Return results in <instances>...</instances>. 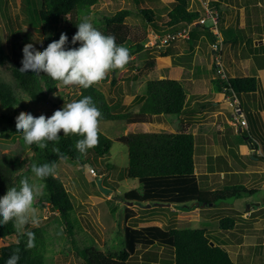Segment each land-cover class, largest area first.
Here are the masks:
<instances>
[{
	"label": "rangeland",
	"instance_id": "obj_1",
	"mask_svg": "<svg viewBox=\"0 0 264 264\" xmlns=\"http://www.w3.org/2000/svg\"><path fill=\"white\" fill-rule=\"evenodd\" d=\"M28 1L0 0V86H3L0 97L7 95L9 89L15 90L17 97L27 104L28 113L34 117L43 114L47 118L55 110L61 109L64 103L75 100L80 93V87H67L59 83L52 92L44 91L42 96L36 99L31 98L30 95L21 91L20 82L17 80L16 74L22 73L19 70L22 67L19 58L23 59L22 48L25 44L31 43L35 48L41 47L46 38L54 35L56 29L58 30L68 23L70 15L62 17L56 27H43L44 22L38 24L33 22L32 11L27 7ZM33 1L36 2L38 8L42 7L39 5L40 0ZM202 3L203 0H189L192 8L201 9ZM173 4L174 0H98L87 13L80 14L103 33L105 30L104 16H110L120 9H130L132 13L125 18L130 36L144 41L146 48L130 54L129 62L124 69L110 71L103 81L95 84L107 97L112 112L118 116L123 115L115 119L100 120L98 144L102 145L101 142H106L107 139L113 140L108 152L94 154L97 159L92 165L86 164L80 167L69 160H59L56 164L55 176L65 185L73 205V210L67 217L70 226L62 216L59 217L58 210L53 209L49 203L44 202V206H42L39 203L40 196L34 201L40 223L38 226L29 224L25 230L33 228L42 230L45 237V264H86L83 256L85 248L97 249L112 258L119 257L121 251L125 250L128 252V264H167L173 257V251L169 245L157 242L148 245L143 242L144 239L136 243V246L131 250L128 246L127 228L143 230L150 224H157L166 230L184 227L203 228V226L207 228V223H209L217 230L219 229L218 218L234 213L230 207L236 203L235 197L218 201L221 206H225L221 210L207 205L205 208L202 206L203 204L196 207L193 203L194 200L190 197L183 201L170 200L169 202L148 197L149 194L166 192L164 189L166 186L163 185L164 183H161L162 185L154 183L153 186L150 183L147 186L143 179L130 177L129 148L123 142L116 140L128 133L144 130L193 132L196 135L194 156L196 172L193 180H198V187L206 186L210 182H217L215 178L219 176L216 174L209 176L204 173L206 154L218 153L221 150L220 145L225 148L226 143L231 147L235 146L236 149L241 148L239 141L244 143L242 135L236 131L240 125L238 117L234 115L240 101L233 96L224 95L222 92L215 93L214 86L219 73L212 55L211 44L213 42L211 43V40L213 36L210 34L199 35L196 39L201 41L197 43L193 39L185 40L183 37H179L173 38L167 44H157V41L161 39L158 33L160 34V30H164L163 24H165L167 13ZM261 5V10L264 13V0ZM138 7L151 8L154 11V20L160 26L159 29L154 28L150 22L144 21ZM219 7L221 16L218 30L222 32L223 36V40L220 42L222 51L220 59L223 74L225 78H229L232 76L228 67L227 55L238 58V53H246L247 47H257V50L264 51V43H256V41H262V38L252 33V30L259 32L262 25L256 21V25L259 27L252 29L249 16L243 22H239L237 26L235 14L228 11L224 3H221ZM258 9L256 1H253L247 6L245 12L248 13L247 15H250L251 12L259 15ZM227 21H231V23L227 24ZM206 25L210 27L213 25L212 21L207 19ZM13 32L18 35L16 43L12 42ZM177 52L179 54H176ZM260 58L264 59V55H261ZM113 76L115 81L110 84ZM160 77L178 78L184 84L187 93L198 94L201 100L207 99L213 103L194 114L192 118L170 114L155 116L153 121L130 122L132 121L131 118L129 120V115L132 113L130 111L135 110L137 104L140 105L138 97L144 93L142 91L145 84L148 80ZM242 96L248 101L249 95L242 93ZM28 99L30 100L24 101ZM20 100L9 108H4L0 102V115L18 116L21 111H24ZM241 103L244 118L251 121L249 102L242 101ZM133 114L135 113L131 115ZM257 118L259 119V115H256ZM223 122H225V130H222ZM2 126L0 124V159L3 160L6 156L17 157L24 161L21 170L27 169L33 155L32 146L29 147L24 143L21 133L12 132L5 135L9 130L2 129ZM243 135L249 136L252 133H248V129H246V134ZM224 163L226 164V158L223 157L222 164ZM230 163L233 166L235 162L231 159ZM92 166L97 170L98 175L93 174L90 169ZM221 176L225 177L226 173L224 172L217 178L219 182L224 183ZM231 176L238 180L228 182L225 186L234 185L230 183L244 184L239 175ZM97 178L102 180L104 187L110 189L108 193H104L98 187ZM32 180H35L33 176ZM36 182L41 183L40 181ZM217 184L219 183L217 182ZM170 192L172 191L166 193ZM263 193V189L250 195L242 191L239 198L248 199L244 205V208H247L250 201L260 199ZM137 197L140 198L137 199ZM137 200L143 203L136 202ZM241 201L243 200L241 199ZM241 201L239 202L242 203ZM263 201L264 198H262ZM207 216L212 217L205 219ZM69 232L72 234L70 237L74 238L70 242L68 241ZM140 233L144 232L140 231ZM16 235L14 233L10 236L0 237V246L16 242ZM209 237L213 242L218 239V235L213 232H209ZM153 253L155 256L158 253V258H155ZM147 257H152V259L146 260Z\"/></svg>",
	"mask_w": 264,
	"mask_h": 264
},
{
	"label": "trees",
	"instance_id": "obj_2",
	"mask_svg": "<svg viewBox=\"0 0 264 264\" xmlns=\"http://www.w3.org/2000/svg\"><path fill=\"white\" fill-rule=\"evenodd\" d=\"M97 1L40 0L39 5L42 7L39 6L38 8L35 1L29 0L27 7L32 11L33 22L35 24L44 22L43 27H56L62 17L67 14L70 15L68 23L65 26L60 27L58 30L56 29L53 36L46 38L45 43L35 49L42 51L49 43L58 40L62 32L68 37L66 48L79 47V42L76 44L71 43V38L77 31L76 24H79L84 19L80 14L87 13ZM221 3L220 0H208V6L218 11L219 18L221 16L219 7ZM138 11L142 14L144 21L150 22L154 28L159 29L160 26L155 23L154 11L151 8L138 7ZM131 13L130 9H120L110 16H104L105 30L103 33L105 35H114L116 43L126 47L129 50V54L132 55L135 52L144 50L146 46L144 41L130 36L129 26L125 22V18ZM204 14L205 7L203 5L201 9L192 8L190 7L189 0H174L172 8L167 13V20L163 24L164 30H160V34L158 33V35L160 37L169 35L172 37L169 39L172 40L175 38L177 31L197 21ZM204 34L213 36L211 43L216 41L215 33L206 25V22L192 26L189 37L183 39L192 40L195 36L198 37ZM17 38L18 35L13 32L12 42L16 43ZM163 54L165 53L163 52ZM19 59L22 61L21 58ZM15 60H18V58H15ZM114 71L116 70L112 72ZM16 75L21 85V91L35 99L42 96L44 91L52 92L59 84L58 81L52 80L43 73L38 75L31 72H22ZM218 75L214 86L215 91L237 98L240 101L239 106L241 110H243L241 102L244 101L242 93L251 95L254 98L256 97L255 92L258 89V81L255 76L223 78L220 74ZM114 81L113 76L110 84L114 83ZM2 87L0 86V92ZM8 92L7 95L0 97L1 105L4 108H9L20 100L17 97V91L9 89ZM142 92L144 93L138 99L142 101V104L135 110V114L131 118L132 121H148V119H153V116L159 115L176 114L182 116L196 114L207 105L213 103L211 100H201L198 94H191L189 98H186L187 90L184 84L178 78L173 77H160L148 80ZM83 96L92 97L95 106L102 113L100 120H110L123 116L122 114L118 116V114L112 112L107 97L95 85L87 89L80 87V93L75 100H79ZM20 103L22 109L27 112V104H24L22 101ZM0 124L3 125L2 129L9 130L5 135L16 132L15 117L2 114L0 115ZM246 129H241L240 134H246ZM80 138L82 137H78L75 134L65 136L61 132L59 140L57 142H48L45 149H39L36 145H32L33 155L30 158V165L25 170H21L24 161L19 160L17 157L6 156L3 160L0 159V196H3L10 187H18L19 180L22 177L27 176L32 180L30 166L33 163L38 165L44 163L57 164L59 160H69L80 167L86 164L92 165L97 159L95 155L108 152L113 142L111 139H107L106 142L102 141V145L97 144V146L81 155L74 148L76 140ZM246 139H251L250 135ZM116 140L123 142L129 148L130 177L143 179L147 186L150 183H152V186L154 183L156 185L164 183L163 185L166 186L164 187L165 191H172L170 193L162 191L153 195L149 194L148 197H155L163 202H169L170 200L183 201L187 197H190L194 200V205L199 207L201 204H209L211 202L214 205L220 200L230 197H240L242 191L248 194L255 191L241 184L231 186L219 185L214 189L204 188L203 186V188L198 187V181L193 180L195 172V135L191 132L140 131L128 133L118 137ZM54 149H59L62 159L56 154ZM90 168H93L95 171L94 175H98L97 170L93 166ZM40 182L43 184V194L39 197V203L42 206H44V202L49 203L53 209L58 210L60 213L59 217L62 216L63 220L69 225L67 217L71 214L73 205L65 185H63L57 176H49ZM136 202L143 203L139 200ZM234 222V217L226 215L219 219V227L225 231L231 228ZM25 231H31L35 234V247L31 249L25 247L27 237L19 236L12 222L0 225V237L10 236L15 233L17 234V241H20L19 243L16 241L0 246V264H5L8 257L17 248L20 255L18 264H45V237L42 230L40 228H33ZM140 231L144 233L142 234ZM127 234L129 235L128 246L131 250L136 246V243L144 239L145 241L143 242L148 245L155 242L169 245L172 248L173 257L170 258L167 264H234L225 248L216 243L213 245L209 244V233L207 234L204 228L184 227L165 230L157 224H150L145 226L143 230L128 227ZM70 235L72 234L69 232V242L74 240ZM83 252L85 253L83 256L86 264H128V252L125 250L121 251L117 258L108 257L103 252L94 248H85ZM153 255L155 256V253ZM150 259L152 257L146 258V260Z\"/></svg>",
	"mask_w": 264,
	"mask_h": 264
},
{
	"label": "clouds",
	"instance_id": "obj_3",
	"mask_svg": "<svg viewBox=\"0 0 264 264\" xmlns=\"http://www.w3.org/2000/svg\"><path fill=\"white\" fill-rule=\"evenodd\" d=\"M76 26L77 31L71 43L79 42V47L66 48L68 37L63 32L58 40L49 43L42 51L27 43L22 48V67L19 70L38 75L43 73L63 86L87 89L103 81L110 71L125 68L129 62V50L118 45L114 35H105L87 18ZM101 118L102 113L92 97L83 96L79 100L64 103L61 109L55 110L47 118L43 114L34 117L31 113L21 111L15 117V128L16 132L22 134L27 146L36 145L39 149H45L48 142H57L61 132L65 136L75 134L82 138L76 140L74 148L83 155L98 144ZM54 151L60 156L59 149ZM30 171L34 181L30 177H22L18 187H10L0 196V225L12 222L18 235L27 237V249L35 247V234L25 231V227L29 224L38 226L40 223L34 201L43 194V185L36 181L54 177L56 164L33 163ZM19 259L17 248L5 264H18Z\"/></svg>",
	"mask_w": 264,
	"mask_h": 264
},
{
	"label": "crops",
	"instance_id": "obj_4",
	"mask_svg": "<svg viewBox=\"0 0 264 264\" xmlns=\"http://www.w3.org/2000/svg\"><path fill=\"white\" fill-rule=\"evenodd\" d=\"M220 1L227 6L228 11H231L233 14H235V16L237 17V26L239 22H243L245 18L250 16L251 17L250 23L252 25V29L253 28L256 29L257 27H259L258 25H256L257 24L256 21H258V24L262 25V28L259 30V32L256 30L255 31L252 30V33L255 34V36H259L262 38V41H256L257 44L264 43V13L261 10L262 0H220ZM253 1H256L258 5L259 15L257 14L255 15L252 12H251L252 15L251 14L247 15L248 13L245 12L247 6H249L250 3ZM228 23L230 24L231 21H227V24ZM196 38H197L196 36L193 38L194 42L196 41L197 43L198 41H201L200 39H196ZM216 39L220 41L223 40L222 32H220V30L216 32ZM254 39L256 40L257 38ZM176 54H179V52H177ZM261 55H264V51L257 50V47L256 48L247 47V52L246 53L240 52V54L238 53V58L234 56L231 57L229 55L226 56L228 67L230 70V75L232 77L252 75L257 78L258 89L255 92L256 97L254 98L253 96L250 95L248 101L243 98L245 103L249 102L250 104L249 105L250 115L252 116L251 121L248 120L247 118L246 119L244 118L245 125L247 126L245 127L241 124V122H239L240 126L238 130L236 129V131L240 132L241 129L247 128L249 133H252V135H250L251 139H254L257 142V147L255 149H252L250 147V144L248 143V140L246 139V136L241 134L242 139H244V143L242 144L241 141H239L240 142L239 144L241 146L240 149L237 147L239 150L236 149L235 146L231 147L226 143L225 148L224 146L220 145L221 150L218 151V153L206 154V160L204 163L205 165L204 173L207 175L209 174V176L216 174L217 176L219 175L218 177L216 176L217 178H219L220 175L224 174L225 172L226 176L225 177L221 176L224 183L219 182L218 179L215 178L219 184H217V182H210V184L208 183L206 186L203 185L204 188L214 189L219 185L221 186L227 184L228 182H235L238 179H236L234 176L231 175L236 174L239 175L240 179L243 180L244 182V184L241 183L239 184L255 190L253 193H249V195L254 194L259 189L264 190V59L260 58ZM215 93H221V92H215ZM187 94H188L187 98H189L191 94L190 93ZM138 103H140L141 105L142 101H139ZM138 106L139 104H137V107ZM206 107H204V109ZM136 109L137 108H135V110ZM135 110H131L130 112L135 113ZM131 114L129 115V120L134 116ZM256 115H259V119L258 118L256 119ZM182 116L192 118L194 114H188ZM154 117L155 116H153V118ZM150 120L153 121L154 119L151 118ZM130 122H136V121H130ZM137 122H147V121H137ZM228 125L231 126L230 124ZM222 127H223L222 130H225V122H223ZM144 131H148V130H144ZM195 148H196V141H195ZM194 156H195V151H194ZM223 157L226 158V164L225 163L222 164ZM231 159L235 162L233 164L235 168H232L233 167L232 163H230ZM195 172H194V176H195ZM229 173H231V175H229ZM216 184L217 186H215ZM230 184L237 185L235 183H230ZM263 194L260 197V199H255L253 201H250L247 208H244V205L245 203L248 202L247 201L248 199L246 200V198L235 197L237 201L236 203H233V205H231L230 207L232 210H234V213H232V215H228L234 217L235 219L234 225L231 228L225 231L221 230L219 227V220L217 223L219 229L217 230L211 225H209V223H207L208 225L207 228L203 226V228L206 229L207 234L209 232L211 233L213 232L218 235V239L214 243L223 246L228 251L234 264H238L240 262H244L245 264H264V201L262 202V198H264ZM241 199L243 201H241ZM239 201H241L242 203H240ZM257 202L258 204H256ZM215 204L214 205L211 203L203 204L202 206L205 207L207 205V206H211V208L215 207L218 210H221V208L223 207L225 208V206L224 205L221 206L219 202ZM209 217L212 216H207L205 217V219H208ZM221 217H219L218 219H220ZM156 255L157 257L155 256V258H158L159 254L157 253Z\"/></svg>",
	"mask_w": 264,
	"mask_h": 264
},
{
	"label": "built area",
	"instance_id": "obj_5",
	"mask_svg": "<svg viewBox=\"0 0 264 264\" xmlns=\"http://www.w3.org/2000/svg\"><path fill=\"white\" fill-rule=\"evenodd\" d=\"M203 7H205V14L203 16H201L197 21L188 24L187 26L183 27L182 29H180L179 31L176 32L175 38H179V37H183V38H188L189 37V33L190 30L192 28V26L197 25V24H202L204 22H206L207 19H210L212 21L213 25H210V29L212 30L213 33L216 34V32H218V22H219V17H218V11L210 8L208 6V0H203L202 3ZM171 36L167 35V36H163L161 37L160 40L157 41V44H163V43H168L170 40ZM172 38V37H171ZM221 41L220 40H216L215 42H213L211 44L212 47V55H213V60L215 63V67L217 68V72L221 75V77L225 78V75L223 74V68H222V63H221V55H222V51H221ZM220 43V44H219ZM220 50V52L218 53V51ZM235 114L238 118L237 120L239 122H241V124L243 126H245V119H244V114L239 106V104L236 106V110H235ZM91 171L93 173H95V171L93 170V168H90Z\"/></svg>",
	"mask_w": 264,
	"mask_h": 264
},
{
	"label": "water",
	"instance_id": "obj_6",
	"mask_svg": "<svg viewBox=\"0 0 264 264\" xmlns=\"http://www.w3.org/2000/svg\"><path fill=\"white\" fill-rule=\"evenodd\" d=\"M246 138H248V136H246ZM248 143L250 144V147H251L252 149H255V148L257 147V142H256L254 139H248ZM96 183H97L98 187H99L104 193H108V192L110 191L109 188H106V187H104V186L102 185V180H101L100 178H97V179H96ZM256 204H258V202H257ZM247 207H248V206H247ZM209 244H210V245H213L214 242L210 240V241H209Z\"/></svg>",
	"mask_w": 264,
	"mask_h": 264
}]
</instances>
